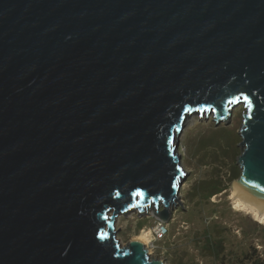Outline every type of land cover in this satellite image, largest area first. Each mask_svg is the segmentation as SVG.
I'll return each instance as SVG.
<instances>
[{"label": "water", "instance_id": "95a60500", "mask_svg": "<svg viewBox=\"0 0 264 264\" xmlns=\"http://www.w3.org/2000/svg\"><path fill=\"white\" fill-rule=\"evenodd\" d=\"M240 104L264 204V0H0V264H168L116 218L167 221L187 117Z\"/></svg>", "mask_w": 264, "mask_h": 264}, {"label": "rangeland", "instance_id": "374dc122", "mask_svg": "<svg viewBox=\"0 0 264 264\" xmlns=\"http://www.w3.org/2000/svg\"><path fill=\"white\" fill-rule=\"evenodd\" d=\"M243 115L240 104L220 122L214 112L189 116L178 139V153L187 172L178 194L180 202L172 205L167 221L159 220L152 208L120 214L115 229L122 246L147 230L149 244L145 245L153 258H165L168 264H214L216 258L208 248L210 234L212 241H222L226 259L242 258L247 252L264 258V224L237 208L232 197V184L241 173L237 159L242 152ZM207 179H222L227 188L210 199L195 196V186ZM159 222L168 230L162 238L156 236Z\"/></svg>", "mask_w": 264, "mask_h": 264}, {"label": "trees", "instance_id": "16d2710c", "mask_svg": "<svg viewBox=\"0 0 264 264\" xmlns=\"http://www.w3.org/2000/svg\"><path fill=\"white\" fill-rule=\"evenodd\" d=\"M227 188V185L222 179H207L199 182L194 188V195L201 196L205 199H210L212 196L221 193ZM208 248L214 254L216 261L214 264H264V258L257 253L247 252L242 258L226 259L222 256L224 249L222 241H212L210 234L207 235Z\"/></svg>", "mask_w": 264, "mask_h": 264}, {"label": "bare ground", "instance_id": "6f19581e", "mask_svg": "<svg viewBox=\"0 0 264 264\" xmlns=\"http://www.w3.org/2000/svg\"><path fill=\"white\" fill-rule=\"evenodd\" d=\"M188 119L189 117H187V120ZM232 197L237 208H239L240 210H246L248 213L252 214L258 221L264 224V204L240 195L235 191L234 187L232 189ZM143 233L144 234L139 237L146 241L145 244H149V232H147V230H143Z\"/></svg>", "mask_w": 264, "mask_h": 264}, {"label": "built area", "instance_id": "2783aa9c", "mask_svg": "<svg viewBox=\"0 0 264 264\" xmlns=\"http://www.w3.org/2000/svg\"><path fill=\"white\" fill-rule=\"evenodd\" d=\"M167 231L166 225L163 222H159L156 228V236L158 238H162L167 233Z\"/></svg>", "mask_w": 264, "mask_h": 264}]
</instances>
